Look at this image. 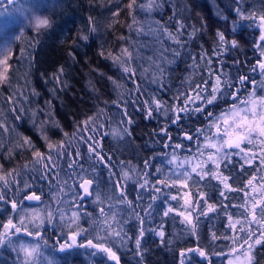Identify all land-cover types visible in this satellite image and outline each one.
<instances>
[{
	"label": "trees",
	"instance_id": "trees-1",
	"mask_svg": "<svg viewBox=\"0 0 264 264\" xmlns=\"http://www.w3.org/2000/svg\"><path fill=\"white\" fill-rule=\"evenodd\" d=\"M42 3L0 0V20ZM261 15L264 0H56L49 26L26 27L0 82V233L30 205L53 225L31 257L23 233L0 244V264H117L88 240L119 264H226L249 247V264H264V213L251 211L264 202V136L215 161L198 130L238 94L264 98ZM184 156L198 164L181 180L172 158ZM73 212L83 230L61 251Z\"/></svg>",
	"mask_w": 264,
	"mask_h": 264
},
{
	"label": "rangeland",
	"instance_id": "rangeland-1",
	"mask_svg": "<svg viewBox=\"0 0 264 264\" xmlns=\"http://www.w3.org/2000/svg\"><path fill=\"white\" fill-rule=\"evenodd\" d=\"M55 1L56 0H44V3L41 4L42 7L34 4H27L21 8H17L13 12L8 13L5 20H0V59L4 58L6 54L5 50H10L11 54L13 44L15 43L20 33L26 29V27H44H37L36 21L38 18H46L50 22L51 9ZM224 3L226 4L225 1ZM257 23V45H260V43L264 40H261L259 35L261 32H264V29L261 28L260 20L257 21ZM9 57L10 55L8 56V61ZM261 61H264V54L261 55V59H259L257 67L259 62ZM257 69L264 75V70H261L259 67ZM3 70L4 66L0 65V71ZM237 97H239L237 103H231L226 109H223L216 115H213L211 120H208V122L205 123L206 125L203 129H198L203 135L201 137H205L206 148L213 152V154H209V158H212L211 160L217 161L221 156L225 154V152H236L240 154L241 149L244 148L243 142L246 141L249 135L248 128H255L256 131L254 132L259 133V129L264 127V119H262V117H264V107H262L260 104L261 97L259 98L256 96H250L248 94L242 101H240L241 96H239V94L236 95V98ZM253 102H255V104H253ZM253 113H255V115H253ZM225 121H227V123H225ZM217 129H219V132H217ZM226 132L231 133V137L227 136L225 134ZM185 136L189 140L192 139V136L189 133L188 135L185 134ZM239 136H245L246 138L238 141ZM228 139H231L233 141L231 145L225 143V140ZM234 139H236V141H234ZM237 141L239 142V147L236 146ZM213 145H215V147H213ZM222 145L223 147H221ZM185 157L186 156L182 158H172V163L176 164L178 167L177 175L180 176L178 178H181V180L184 179L182 175L185 174V169L189 167V162H191L192 164L191 168H188L191 171H193V169H195L194 166L198 164L196 158L191 159ZM247 163H251V158L247 159ZM40 213L41 207L34 208L33 205H30L27 209L21 210L20 208V210H17V216L15 220H13V223L16 225V227H19L22 230L20 232H16L15 234H10L7 237L8 240L5 239L4 242H9L10 239L19 242V238L16 235L23 233L27 238L26 240L19 242L18 246L22 250L24 248H35L30 243V240L36 241L34 238L41 236L40 230L42 228H45L46 225H48V227H50V225H53L51 223V219L48 218L49 216H51L49 213L46 216ZM73 213L76 214L75 217L73 216ZM73 213L71 214V218H68L64 222H62L65 225L61 228H58L59 230L57 231L65 241L67 240V242L70 243L71 236L74 233H78L79 231L83 230L81 226L82 223L79 220L78 214L76 212ZM148 215H150V212H147V216ZM23 229H27V231H24ZM4 231L5 229L3 228V231L1 233H3ZM12 231L14 232V229ZM28 233H32V235H29ZM30 236L33 238H31ZM77 239L78 236L76 238V241ZM235 249H233L235 252H233L227 258L226 264H249L251 260L250 250L248 248L242 249L241 251ZM35 253L36 249L30 256H26L24 252V256L31 257Z\"/></svg>",
	"mask_w": 264,
	"mask_h": 264
},
{
	"label": "snow or ice",
	"instance_id": "snow-or-ice-1",
	"mask_svg": "<svg viewBox=\"0 0 264 264\" xmlns=\"http://www.w3.org/2000/svg\"><path fill=\"white\" fill-rule=\"evenodd\" d=\"M130 7H131V5H130ZM259 19L261 21V28L264 29V15H261L259 17ZM36 23H37V27L49 26L50 25L49 20L46 19V18H43V19L38 18L37 21H36ZM218 35L220 37V40L223 42L224 41L223 34L222 33H218ZM83 39L87 40V37L85 36V37H83ZM261 40H264V34L261 35ZM233 44H235V42H233ZM5 51H6V54H5L4 58L3 59H0V65H3L4 66V70L3 71H0V82L6 80V78H7L6 77L7 61H8V56L10 55V50H5ZM124 51H125V54H127L126 50H124ZM262 54H264V53H262ZM116 59H119V58H116ZM258 66H259V68L261 70H264V61L259 62V65ZM124 70L126 72L129 71L128 68H125ZM253 71H255V69H253ZM245 79H246V77H241L240 78L241 83H243V81ZM220 89H221V83H220L219 78H217L216 85L212 89L211 97L208 98V99H205L204 97H201V96H199V94H197V98L205 99V102L207 104H212L217 99V93L220 92ZM157 104H158V102H157ZM253 104H255V102H253ZM260 104H261V106H264V98H261ZM253 115H255V113H253ZM262 119H264V117H262ZM89 120H91V118H89ZM84 123L87 124L88 121H85ZM225 123H227V121H225ZM254 131H256L255 128H248V132L249 133L254 132ZM217 132H219V129H217ZM225 134L227 136H229V137H231V135H232L231 133H227V132ZM259 135L264 136V127H262V128L259 129ZM245 138H246L245 136H239L238 137V141L239 140H243ZM238 141L236 143V146L237 147H239V142ZM232 142L233 141L231 139L225 140V143L226 144H229V145H231ZM24 143L25 144H28L29 146H31V141L27 137L24 138ZM53 147H55V146L52 145V144H49V148L50 149L53 148ZM213 147H215V145H213ZM221 147H223V145ZM93 150L94 149H91L90 148V151H93ZM34 155H36L37 157L42 156V154L39 153V152H35ZM210 159H212V158L210 157ZM193 171H195V169H193ZM125 176L127 177V173H125ZM201 178H203V177H201ZM3 179H4V177L3 176H0V180H3ZM91 184H92V181L91 180H88L86 178H82V183L80 184V187L87 194V193H89V187H90ZM251 184H252V181L250 180L249 181V185H251ZM225 187H228V185L225 184ZM3 199H4V197L2 195H0V200H3ZM28 199H36V200H38L39 197H37V196H30V197H28ZM11 207H12L13 210H15L16 207H17L16 203L15 202H12ZM257 209H259L262 213H264V202L258 201L256 203L252 204L251 211L253 213V216H254L255 211ZM209 210L210 211L212 210L211 209V206L209 207ZM75 215L76 214L73 213V216L74 217H75ZM165 215H167V213H165ZM3 228L5 229V231L3 233H0V244H2L4 242V240L7 239V237L10 234H15L16 232H20L22 230L21 228L16 227V225L13 223V221L11 219H9L8 222L3 225ZM13 229H14V232L12 231ZM23 230L24 231H27V229H23ZM28 234L29 235H32V233H28ZM78 235H79V233H74L71 236V238H70L71 239V243L61 244L60 245V250L61 251H65V250L72 249L73 246L76 245V238H77ZM113 235H115V236L118 237L120 235V233L119 232H115V233H113ZM141 235H143V232H141ZM160 235L163 236V233H160ZM262 235H264V234H262ZM139 243H140V241L138 239L137 240V245L138 246H139ZM255 243L259 244V243H261V241L257 239L255 241ZM87 246L92 247V248L99 249L100 251H103V252H106L108 254V256H109L110 259L115 260L117 262V264H119V258L117 257L116 253L113 252L111 248L106 247L104 244H102V243H100V244H93L92 240H88L87 241ZM80 247H84V245H80ZM249 250H250V247H249ZM23 251L25 252V255L26 256H30L35 251V248H31V249L24 248ZM189 251H193V250L190 249ZM194 251H198L199 254H200V256H202V257H205L207 255L204 250L199 249V248L198 249H195ZM181 255L183 256L184 253H181Z\"/></svg>",
	"mask_w": 264,
	"mask_h": 264
},
{
	"label": "water",
	"instance_id": "water-1",
	"mask_svg": "<svg viewBox=\"0 0 264 264\" xmlns=\"http://www.w3.org/2000/svg\"><path fill=\"white\" fill-rule=\"evenodd\" d=\"M262 34H264V32H261V33H260V35H259L260 38H261V35H262ZM258 65H259V64H258ZM258 67H259V66H258ZM258 67H257V68H258ZM234 141H236V139H234Z\"/></svg>",
	"mask_w": 264,
	"mask_h": 264
}]
</instances>
